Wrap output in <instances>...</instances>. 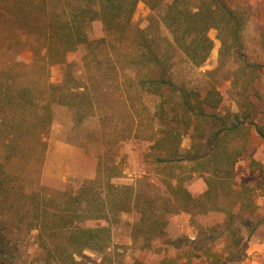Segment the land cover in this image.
Here are the masks:
<instances>
[{
	"label": "trees",
	"instance_id": "trees-1",
	"mask_svg": "<svg viewBox=\"0 0 264 264\" xmlns=\"http://www.w3.org/2000/svg\"><path fill=\"white\" fill-rule=\"evenodd\" d=\"M140 1L0 0V252L9 254L11 240L37 231L38 243L48 257L59 263L67 257L76 262V256L86 249L102 253L109 247L112 225L120 221L122 213L139 215L132 224V240L150 248L155 239L166 234L167 213L184 211L192 214L198 228L191 252L204 257L206 264H241L243 233L233 207L239 203V210L247 205L253 211L255 206L249 186L236 187L235 170L246 156L252 130L264 139V124L258 122L254 103L249 100L240 111L230 113L231 117L215 112L223 101L215 87L204 96L179 88L178 108L171 109L172 116L167 100L159 101L155 112L158 127L148 138L152 147L163 150L164 155L156 161L190 166L189 178L194 173L204 177L207 188L198 197L183 185L181 177L172 175L165 182L168 207L157 209L150 203L154 200L140 194L135 183L115 182L124 171H119L117 159L108 165L103 157L98 159L96 176L84 180L78 189L70 184L60 189L44 183L48 182L43 169L54 106L64 104L80 110L81 102L73 100L89 91L75 76L76 63L68 62L67 54L83 44L92 48L107 42V35L88 38V27L97 19L103 22L105 33L120 32L131 40L133 16ZM143 1L151 10L150 19L169 29L174 44L193 63L202 64L214 48L208 34L212 28L218 30L221 59L232 57L236 62L244 57L246 19L225 0H198L195 5L185 0ZM138 40L134 45L138 61L133 68L136 75H143L142 85L161 96L163 86L176 89L153 37L143 29ZM25 51L33 53L30 62L21 59ZM54 64L65 65L61 84L49 79ZM153 69L158 71L156 77L151 76ZM171 121L178 125L170 126ZM185 135L191 145L182 153ZM221 237L225 246L219 251L215 244ZM134 264L145 263L136 260ZM162 264L176 261L165 258Z\"/></svg>",
	"mask_w": 264,
	"mask_h": 264
},
{
	"label": "rangeland",
	"instance_id": "rangeland-1",
	"mask_svg": "<svg viewBox=\"0 0 264 264\" xmlns=\"http://www.w3.org/2000/svg\"><path fill=\"white\" fill-rule=\"evenodd\" d=\"M169 1L172 0H163V3ZM225 1L246 19L242 33L244 57L236 62L232 57L221 59L218 30L212 28L208 34L214 41V48L202 64L193 63L174 44L169 29L150 19L151 10L143 0L138 3L134 13V28L129 41L120 32L105 33L101 20L92 21L87 30L88 38L96 40L107 35L108 39L106 43L92 48L80 45L66 56L68 62L76 63L75 76L89 86V91L73 100L81 102L80 110L77 106L64 104L54 106L48 143H64L75 151H70L66 158L65 154L55 149L53 169L61 171L68 164H77L81 152L97 163L100 157L105 158L106 163L117 159L119 171H124L122 181L135 183L140 194L154 200L150 203L157 209L168 207V186L165 182L172 175L181 177L183 185L199 196L206 188L204 177L194 173L189 178L192 171L190 166L158 163L156 157L163 156V150L152 147L153 141L148 138L158 127L155 112L159 101L163 98L167 100L166 108L172 116L171 109L178 108L179 88L202 96L209 88H217L223 95V101L215 112L228 114V117H231L230 113L240 111L242 104L249 100L254 103L253 111L258 122L264 124V0ZM185 2L195 5L198 0ZM143 29L153 37L155 49L163 54L168 67L167 77L176 87L163 86L162 96L147 90L141 83L143 75H136L133 68L138 61L134 45L138 43V33ZM32 55V51H25L21 59L30 62ZM64 72L65 65L54 64L49 70L50 81L61 84L65 78ZM157 75L158 71L153 69L151 76ZM169 125L177 126L178 123L171 121ZM215 127L221 126L215 124ZM252 131L254 137L246 156L237 163L235 171L236 187L242 189L243 185H248L249 197L255 206L253 211L247 205L239 210V203L233 207L243 233L245 255L241 264L264 263V139L254 129ZM190 145V137L183 136L181 152L187 151ZM62 176H52L44 183L60 189L70 184L78 189L84 180L91 179ZM166 216V234L155 239L150 248H142L139 242L132 240V224L139 219V215L122 213L120 221L113 223L112 241L102 253L86 249L81 256H76V262L67 257V260L59 263L46 255L38 243L37 231H33L28 236L11 240L9 254L0 252V264H134L136 260L145 264H162L165 258L175 260L176 264H206L204 257L190 251L198 234L193 217L183 212H169ZM92 223L104 224L103 221ZM215 245L216 250H223V238Z\"/></svg>",
	"mask_w": 264,
	"mask_h": 264
},
{
	"label": "crops",
	"instance_id": "crops-1",
	"mask_svg": "<svg viewBox=\"0 0 264 264\" xmlns=\"http://www.w3.org/2000/svg\"><path fill=\"white\" fill-rule=\"evenodd\" d=\"M253 137H254V135H253ZM55 149H57L58 151L65 154L64 157H66V158L69 157L70 151H75L70 145H67L64 143H55V141H51L49 148H48V151H47V156H46L47 159L45 161V165H44V169H43L44 177H46V178H50L52 176L60 177L64 174L62 177L66 176V175H74V176L92 178L97 173V162L93 161L92 159H89L85 154H83L81 152L79 153V162L77 164H75V165H72V163L68 164L66 167H63L61 169V171L53 169L52 157H54ZM58 171H59V173H57ZM123 179H124L123 177H118V178H115L114 181L115 182L119 181L118 183H128V184L131 183L127 180L122 181ZM206 188H207V186H206ZM206 188L201 192V194H203L205 192ZM188 190L191 192V194L193 196H195V193H193L190 189H188ZM195 197H198V196H195ZM183 213H188L192 216V214L189 212L183 211Z\"/></svg>",
	"mask_w": 264,
	"mask_h": 264
}]
</instances>
